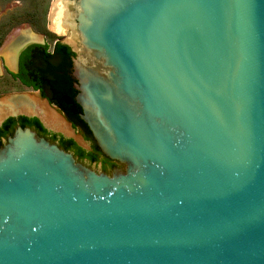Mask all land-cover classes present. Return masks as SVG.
Instances as JSON below:
<instances>
[{"label": "water", "instance_id": "water-1", "mask_svg": "<svg viewBox=\"0 0 264 264\" xmlns=\"http://www.w3.org/2000/svg\"><path fill=\"white\" fill-rule=\"evenodd\" d=\"M47 25L124 169L17 127L0 146V264H264V0H53Z\"/></svg>", "mask_w": 264, "mask_h": 264}, {"label": "flooded vegetation", "instance_id": "flooded-vegetation-1", "mask_svg": "<svg viewBox=\"0 0 264 264\" xmlns=\"http://www.w3.org/2000/svg\"><path fill=\"white\" fill-rule=\"evenodd\" d=\"M14 32L15 30L9 32L5 36V38L3 39L0 45V49L4 46V44L7 41L10 40L13 34H15ZM26 39H27L26 42L28 43L25 42L26 44L24 43V47L16 55L11 57L9 61H7V59L5 58L6 57L5 55L3 54H2L3 56L0 55L1 56V67L3 68L4 72L9 76L10 80L14 82L21 91H27L30 94H34L31 96H34L36 99L44 103L46 107L48 106V108L52 109L60 117V119L64 123H66L69 135L65 134L67 132H63L60 129H57L56 127L52 128V127L47 126L48 123L43 121V119L40 117V113L37 110L35 111L32 105L30 107L32 108L30 109L31 111H27L25 98L23 99L21 97L22 94H19L15 96V99L17 102L16 107L21 108V111H18V114L9 115L0 124V127H1L4 121H6L8 118H12V120L8 122L6 126L0 129V146H2V144L6 141L7 137L13 135L17 127H21V128L27 127L30 130H32L38 137H42L46 139L47 141H49L50 143L56 144L60 149L71 153L73 157L76 159V161H79L87 165L90 168H92V165L94 164L95 165L100 164V169L96 170L95 167L93 168L97 172H104L110 175L116 169L123 170L124 169L123 164H121L117 160L110 159L103 154V152L97 145V142L95 138L93 137L92 132L88 128L87 124L80 117L81 108L79 104L75 101L76 94L78 93L77 87L79 83L74 76L73 65H72L73 58L76 55L75 52L72 51V49L69 47L70 51L73 53V56H68L66 60V66L62 65V67H60V69L58 70V74H60L63 77L67 76L68 78L71 79L70 81L71 88L74 90V95H73L74 103L77 107H79V110L77 111H75V109H73L72 107L62 108L61 104H59L58 102H56V100L53 99L56 96L52 92V86L49 83L53 77L52 71L45 69V73H39V74H42V75L44 74V75L40 76V75L34 74V70L31 69L32 65L34 66V63H32V58L34 57L35 54L39 53V50L30 49V48H32L33 45L43 46L45 44L48 45V43H46L42 38H41V41H38L37 39L30 40L28 39V37ZM31 41H34V42H31ZM14 42L15 41H12V43L9 44L8 47L4 49L5 52L9 54L10 56L13 53L11 49H13V46H15L13 44ZM46 51L52 52V48L50 49V46L48 45ZM56 60L53 58H49V62L51 63ZM36 66L37 65L35 64V67ZM29 80H31L32 82L38 83L40 85V88H33L32 85L27 84V81ZM41 90L43 92H41ZM9 112H12V110L8 111V113ZM2 115L4 114L0 110V116ZM33 118L37 119V121L41 124V126L45 130H42L38 125L34 123L33 124L29 123V120L28 121L26 120V119H33ZM75 136H78V140L75 138ZM69 140H72V141H69ZM93 146H95L97 150H93L94 149ZM74 147H78L82 149L84 152L93 151V152L99 153L98 159L96 161H89L86 159V157L79 158L74 151Z\"/></svg>", "mask_w": 264, "mask_h": 264}, {"label": "rangeland", "instance_id": "rangeland-1", "mask_svg": "<svg viewBox=\"0 0 264 264\" xmlns=\"http://www.w3.org/2000/svg\"><path fill=\"white\" fill-rule=\"evenodd\" d=\"M52 2L53 0H0V45L9 32L15 30L14 33H16V29L22 30L26 28H30L29 30L38 34L40 38L48 43L50 49L55 41L62 42L67 40L65 37L56 34V32L52 31L47 25V17ZM1 50L0 55L3 54ZM19 94L34 95L27 91H21L17 85L10 80L9 76L1 67L0 56V106L1 103L10 101V99ZM5 104V106L0 108L3 114L8 113V111L17 105V103H14L13 106L9 103ZM26 110L31 111L28 106ZM17 111H21V108H18ZM47 126L55 128L49 123ZM75 138L78 140V136H75ZM94 167L98 170L100 169V164L92 165V168Z\"/></svg>", "mask_w": 264, "mask_h": 264}, {"label": "trees", "instance_id": "trees-1", "mask_svg": "<svg viewBox=\"0 0 264 264\" xmlns=\"http://www.w3.org/2000/svg\"><path fill=\"white\" fill-rule=\"evenodd\" d=\"M47 47L48 45H33L32 48L30 49H36L39 50V53L35 54L34 57L32 58V63H34V66L32 65V70H34V74L43 76L42 74L39 73H45V69H48L49 71H52L53 77L50 80V85L52 86V92L56 96L53 98L61 104L62 108H73L75 111L79 110V107H77L74 103V90L71 88V79L68 78L67 76L63 77L60 74H58V70L62 65L66 66V60L68 56H73V53L70 51V48L68 45L61 43L59 41L55 42L52 47V52H47ZM49 58L53 59H58L54 62H49ZM35 64L37 65L35 67ZM42 71V72H41ZM27 84H30L33 86V88H40V85L36 82H32L31 80L27 81ZM41 92H43L41 90ZM52 100V99H51ZM12 118H8L2 126L0 127L3 128L4 126L7 125L8 122H10ZM27 121L29 120V123H34L38 125L42 130L43 127L41 124L37 121V119H26ZM72 141V140H69ZM93 150H97L95 146H93ZM74 151L77 154L79 158H85L89 161H96L98 159L99 153L89 151V152H84L82 149L78 147H74Z\"/></svg>", "mask_w": 264, "mask_h": 264}, {"label": "bare ground", "instance_id": "bare-ground-1", "mask_svg": "<svg viewBox=\"0 0 264 264\" xmlns=\"http://www.w3.org/2000/svg\"><path fill=\"white\" fill-rule=\"evenodd\" d=\"M50 28V27H49ZM53 31V30H52ZM55 32V31H54ZM25 33V34H24ZM56 34L61 35L59 33L56 32ZM14 36H12L13 38L10 41H7L2 49L3 54L6 56L5 58L7 59V61H9L11 59V57L14 56V53L11 54V56L9 54H7L5 52V48L8 47L9 44L12 43V41L14 39L20 38V37H28V39L30 40H35V39H41L39 37L38 34L33 33L31 30H29L28 28L26 29H20L17 30L15 34H13ZM62 36V35H61ZM8 38V37H7ZM3 56V55H2ZM9 64V63H8ZM11 66V65H10ZM28 94V93H27ZM21 97L24 99L25 98V103L26 106L31 107V105L34 107L35 111L37 110L40 113V117L43 119L44 122L46 123H51L54 127H56L57 129H60L63 132H67L68 133V128L66 126V123H64L60 117L50 108H48V106L46 107V105L44 103H42L41 101H39L38 99H36L34 96H29V95H21ZM21 101V99H20ZM5 103H9L10 105L13 106L14 103L16 102V99L13 97L12 99H10V101H5L3 103H1V106H5ZM23 104V103H22ZM21 104V105H22ZM32 109V108H30ZM12 112L17 111L18 108L16 107V105L13 107V109H11ZM10 110V111H11ZM66 134V133H65Z\"/></svg>", "mask_w": 264, "mask_h": 264}]
</instances>
